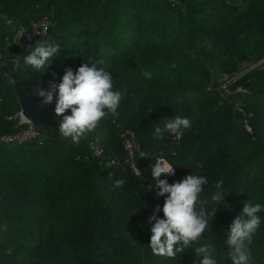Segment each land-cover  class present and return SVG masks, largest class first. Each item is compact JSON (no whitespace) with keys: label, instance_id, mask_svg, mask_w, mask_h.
<instances>
[{"label":"trees","instance_id":"obj_1","mask_svg":"<svg viewBox=\"0 0 264 264\" xmlns=\"http://www.w3.org/2000/svg\"><path fill=\"white\" fill-rule=\"evenodd\" d=\"M5 15L15 28L43 16L51 20L16 68ZM38 41L59 45L44 73L24 63ZM262 58L264 0H0V137L22 128L12 119L20 105L2 65L35 94L38 85L58 83L66 68L103 60L115 87L126 91L117 116L79 144L59 135L56 97L44 104L38 95L51 129L37 127L40 136L21 144L0 141V264H198L194 247L203 243L220 250L218 264H230L224 258L227 227L247 199L264 205V73L230 81L232 90L244 92L229 95L218 80ZM235 100L242 114L233 112ZM177 115L189 118L191 127L178 138L167 132L153 137L157 124ZM120 130L131 131L147 154L136 157L140 175L127 163L104 167L88 149L95 137L106 155L123 159ZM158 156L175 167V175L160 177L169 183L191 173L206 177L203 197L224 182V201L208 205L209 212L218 208L210 231L175 259L154 255L148 246L149 217L164 203L151 175ZM118 179L122 187L115 186ZM157 215L163 218L162 211ZM259 215L261 227L249 245L254 264H264V211Z\"/></svg>","mask_w":264,"mask_h":264},{"label":"clouds","instance_id":"obj_2","mask_svg":"<svg viewBox=\"0 0 264 264\" xmlns=\"http://www.w3.org/2000/svg\"><path fill=\"white\" fill-rule=\"evenodd\" d=\"M2 19L7 27L17 31L12 19L6 15ZM58 52V44L38 41L30 53L24 56V63L44 73ZM103 64V60H97L82 63L75 71L66 68L58 83L53 80L47 89L39 85L34 89L35 95L42 97L44 104H51L56 97L55 114L62 117L58 124L59 135L65 139L70 138L74 144H79L81 139L94 132L101 121L109 116H117L126 95V91L115 87L110 72L100 66ZM171 67L175 68L176 65L173 63ZM142 74L152 79L151 72L144 71ZM52 75L55 76V73ZM68 112L70 114H66ZM163 121V127L157 124L154 128L153 137L156 139H163L166 132L179 137L191 127L189 118L178 115ZM137 174H141L138 168ZM151 175L156 180L157 196L164 197V203L162 209L158 205L149 217L151 236L148 246L154 255L175 259L187 248L199 244L204 233L210 231V221L218 208L213 207L209 212L208 205L224 201V182L221 180L213 185L215 191L210 198L202 195L208 183L202 175L191 173L179 181L169 183L160 177L175 175V167L163 156L154 158ZM124 183L123 179H118L115 186L122 187ZM160 211L163 212V218L155 214ZM262 211L264 205L247 199L243 202L242 212L227 227L225 243L228 250L224 258L230 264H254L249 245L261 227L259 213ZM194 250L198 264H218L214 245L203 243L194 247Z\"/></svg>","mask_w":264,"mask_h":264},{"label":"built area","instance_id":"obj_3","mask_svg":"<svg viewBox=\"0 0 264 264\" xmlns=\"http://www.w3.org/2000/svg\"><path fill=\"white\" fill-rule=\"evenodd\" d=\"M50 26H51L50 18L48 16H43L33 21L28 28L25 27L16 28L17 31L15 32L13 31L11 37L5 38L7 44L12 43L17 48L12 63L13 68H16L17 59L21 54V52L26 50L33 41L42 38L47 33ZM255 71L264 73V58L254 62L242 63L240 68L236 71V73L233 76L229 77L228 82L226 81V83L230 85V81L239 79L242 76ZM223 78L227 80L225 76ZM225 85L222 87V89L225 88ZM242 90L243 89H241L240 87L235 88V92H242ZM233 112L241 113V114L243 113L241 104L238 100H235L234 102ZM19 123L22 125V128L18 132L0 137V141L3 143L21 144L31 139L38 138L40 136V132L37 129V127L34 126L32 123L24 120L21 116H19ZM246 129L249 131V128L247 126ZM175 138L178 137L176 136ZM118 139L120 141L122 150L125 153L123 159L116 154L106 155L103 150V147L100 145L99 140L95 137L90 138L88 143V149L91 155L98 161L100 165L104 167H116L120 163H127L130 169L133 171V173L138 175L137 165L135 162L136 157L145 159L147 154L139 150L135 136L131 131L120 130L118 133ZM155 214L157 215V213ZM148 223H150L149 220Z\"/></svg>","mask_w":264,"mask_h":264},{"label":"water","instance_id":"obj_4","mask_svg":"<svg viewBox=\"0 0 264 264\" xmlns=\"http://www.w3.org/2000/svg\"><path fill=\"white\" fill-rule=\"evenodd\" d=\"M1 72L3 77L16 93L17 100L20 105V116L38 128L50 130V122L40 107L38 96L35 94H29L22 87H20L6 66L2 65Z\"/></svg>","mask_w":264,"mask_h":264},{"label":"rangeland","instance_id":"obj_5","mask_svg":"<svg viewBox=\"0 0 264 264\" xmlns=\"http://www.w3.org/2000/svg\"><path fill=\"white\" fill-rule=\"evenodd\" d=\"M226 77V79L227 80H225L223 77ZM228 79H229V77L227 76V75H223L222 77H220L219 78V80H218V82H219V84H218V88L219 89H222V87L225 85V88L224 89H222L223 90V95H229V94H234L235 93V88H237V87H239V86H236L235 88H234V90H232L231 88V86L229 85V84H227L226 83V81L228 82ZM241 88V87H240ZM242 89V88H241ZM242 92H244V90H242ZM236 93H241V92H236ZM239 101V100H238ZM240 102V101H239ZM19 111L12 117V119H15V118H18L19 119ZM136 163H137V161H135ZM137 165V164H136ZM217 249V248H216ZM220 252V250L219 249H217V254Z\"/></svg>","mask_w":264,"mask_h":264}]
</instances>
